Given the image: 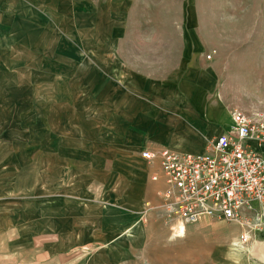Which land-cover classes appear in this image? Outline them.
<instances>
[{
  "label": "rangeland",
  "instance_id": "rangeland-1",
  "mask_svg": "<svg viewBox=\"0 0 264 264\" xmlns=\"http://www.w3.org/2000/svg\"><path fill=\"white\" fill-rule=\"evenodd\" d=\"M184 56L203 70L208 102L264 113V0H0V153L22 149L12 144L19 138H28L32 153L55 149L56 137L100 148L93 138L102 128L93 125L103 112L89 109L116 102L105 96L107 63L119 59L162 81ZM181 91L171 103L177 111L189 106L190 90ZM170 131L178 136L174 147L184 128L175 123ZM140 160L146 177L157 173ZM153 209L163 216L160 203ZM185 228L174 238L157 226L159 240L146 241L143 263L264 261V231L241 245L232 223L202 218ZM86 255L79 250L74 258Z\"/></svg>",
  "mask_w": 264,
  "mask_h": 264
},
{
  "label": "crops",
  "instance_id": "crops-1",
  "mask_svg": "<svg viewBox=\"0 0 264 264\" xmlns=\"http://www.w3.org/2000/svg\"><path fill=\"white\" fill-rule=\"evenodd\" d=\"M196 65L184 56L177 72L160 81L113 60L105 66V96L116 102L89 109L103 112L94 116L102 123L93 125L102 128L93 138L100 148L92 152L73 137H56L55 149L32 153L28 138H19L12 144L22 149L0 153V257L6 258L0 264H144L146 241L159 240L154 229L169 228L164 213L153 209L164 187L162 177L151 180L160 176L158 166L146 162L147 171L157 167L146 177L141 152L203 153L206 140L230 124L229 108L207 101L209 86ZM182 85L190 90L189 106L177 111L171 103ZM175 123L184 131L171 148ZM131 154L138 159L129 162ZM79 250L87 255L76 261Z\"/></svg>",
  "mask_w": 264,
  "mask_h": 264
},
{
  "label": "built area",
  "instance_id": "built-area-1",
  "mask_svg": "<svg viewBox=\"0 0 264 264\" xmlns=\"http://www.w3.org/2000/svg\"><path fill=\"white\" fill-rule=\"evenodd\" d=\"M229 126L206 140L203 153L167 147L143 150L141 157L158 166L162 177L160 207L172 237L202 218L240 227L246 245L264 231V113L229 108Z\"/></svg>",
  "mask_w": 264,
  "mask_h": 264
},
{
  "label": "bare ground",
  "instance_id": "bare-ground-1",
  "mask_svg": "<svg viewBox=\"0 0 264 264\" xmlns=\"http://www.w3.org/2000/svg\"><path fill=\"white\" fill-rule=\"evenodd\" d=\"M171 148H173V147H171ZM185 229H186V228H185ZM185 229H184V230H185ZM181 236H182V235H181Z\"/></svg>",
  "mask_w": 264,
  "mask_h": 264
}]
</instances>
